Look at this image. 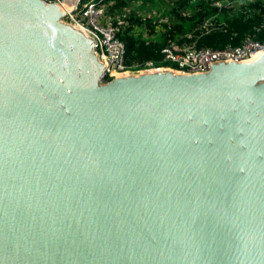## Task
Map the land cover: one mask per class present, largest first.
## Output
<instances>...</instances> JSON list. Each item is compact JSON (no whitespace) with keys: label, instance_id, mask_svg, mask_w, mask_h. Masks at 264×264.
<instances>
[{"label":"water","instance_id":"1","mask_svg":"<svg viewBox=\"0 0 264 264\" xmlns=\"http://www.w3.org/2000/svg\"><path fill=\"white\" fill-rule=\"evenodd\" d=\"M43 0H0V264H264V52L102 80Z\"/></svg>","mask_w":264,"mask_h":264},{"label":"built area","instance_id":"2","mask_svg":"<svg viewBox=\"0 0 264 264\" xmlns=\"http://www.w3.org/2000/svg\"><path fill=\"white\" fill-rule=\"evenodd\" d=\"M43 1L74 10L62 16L60 21L74 26L96 46L92 50L105 68L102 75L105 82L117 77L155 71L204 74L209 72L210 62L227 59L246 61L256 52H264V40L257 38L258 33L264 31V21L254 32L245 34L238 45L228 44L217 49L197 47L201 36L226 32V18L241 14L248 19L251 14H258L261 8L249 6L256 0H188V5L192 8L177 9L182 18H189L193 12L203 10L201 4L209 6L214 12L204 16L194 27L183 33H177L173 29L176 20L173 12L180 0H164L165 4L170 6H166L162 11L142 1L130 3L119 10H113L115 0ZM147 24L150 25L149 28ZM125 31H128V34L141 35L147 43L162 35L165 42L160 52L165 66H154L152 62H148L138 69L128 67L125 60V44L121 39Z\"/></svg>","mask_w":264,"mask_h":264},{"label":"trees","instance_id":"3","mask_svg":"<svg viewBox=\"0 0 264 264\" xmlns=\"http://www.w3.org/2000/svg\"><path fill=\"white\" fill-rule=\"evenodd\" d=\"M142 1L145 4H154L156 0H115L113 10H119L130 3ZM162 1V0H161ZM188 0H180L176 3V9H174V16L176 18L173 29L177 33H183L188 29L194 27L204 16L213 13L214 10L205 4H201L203 10L195 11L189 18H182L177 12V9H184L186 7L192 8L188 5ZM153 6V5H152ZM254 8H261L258 14H251L248 19H245L241 14L235 17L226 18L227 30L226 32H216L201 36L197 41V47L208 48H223L228 44L238 45L245 34L254 32V29L264 21V1L256 0L249 5ZM135 25H138L136 21H133ZM148 28L149 24L146 25ZM152 30V29H151ZM264 32V31H263ZM258 33L257 38L264 40V33ZM121 39L125 44V60L126 65L132 68H140L148 62H152L154 66H165L162 61V54L160 50L164 45L162 35H158L148 43L138 34H128L125 31L121 35Z\"/></svg>","mask_w":264,"mask_h":264},{"label":"rangeland","instance_id":"4","mask_svg":"<svg viewBox=\"0 0 264 264\" xmlns=\"http://www.w3.org/2000/svg\"><path fill=\"white\" fill-rule=\"evenodd\" d=\"M156 9H160V11L165 10L166 6H170L168 4H165L164 0H156L154 4H152Z\"/></svg>","mask_w":264,"mask_h":264},{"label":"bare ground","instance_id":"5","mask_svg":"<svg viewBox=\"0 0 264 264\" xmlns=\"http://www.w3.org/2000/svg\"><path fill=\"white\" fill-rule=\"evenodd\" d=\"M139 73H137L136 75H138Z\"/></svg>","mask_w":264,"mask_h":264}]
</instances>
